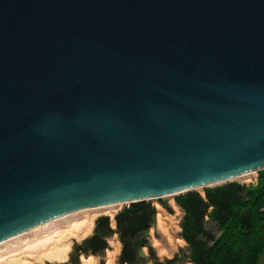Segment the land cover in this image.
Segmentation results:
<instances>
[{"label": "water", "instance_id": "water-1", "mask_svg": "<svg viewBox=\"0 0 264 264\" xmlns=\"http://www.w3.org/2000/svg\"><path fill=\"white\" fill-rule=\"evenodd\" d=\"M263 170L264 0H0V242Z\"/></svg>", "mask_w": 264, "mask_h": 264}, {"label": "trees", "instance_id": "trees-1", "mask_svg": "<svg viewBox=\"0 0 264 264\" xmlns=\"http://www.w3.org/2000/svg\"><path fill=\"white\" fill-rule=\"evenodd\" d=\"M181 240L186 244L179 261L190 264H257L264 252V170L255 184L230 183L178 196ZM169 211L168 208L162 206ZM157 212L152 203L129 204L114 217V231L107 217L94 222L93 234L75 246L77 255L99 256L113 234L120 244L118 264H177L179 256L159 261L149 246L147 233ZM147 250V256L142 254ZM68 264H76L75 258Z\"/></svg>", "mask_w": 264, "mask_h": 264}, {"label": "rangeland", "instance_id": "rangeland-1", "mask_svg": "<svg viewBox=\"0 0 264 264\" xmlns=\"http://www.w3.org/2000/svg\"><path fill=\"white\" fill-rule=\"evenodd\" d=\"M256 178L257 173H254L249 178L238 179L233 181V183L253 186ZM195 192L202 194L203 190H195ZM178 196L180 195L176 194L148 201L152 203L157 214L155 223L148 231L147 237L149 246L159 261L170 259L174 254H178L177 264H190L179 261L183 254H179V250H182L186 256V244L179 237L182 212L174 203L175 198ZM125 206L128 205L122 204L108 211L87 212L86 215L82 213L85 216L77 214L78 218L71 226L62 227L42 242H35L30 249H24L25 251H19L15 255L2 257L0 264H68L73 258H75L76 264H118L120 244L115 234L106 239L108 248L99 256L77 255L75 246L80 245L82 241L93 234L94 222L99 217H107L111 230L114 231L113 217ZM162 206L168 208L169 211L163 209ZM142 254L147 256V250L142 249ZM81 258L85 260L83 263H81ZM257 264H264V252L259 257Z\"/></svg>", "mask_w": 264, "mask_h": 264}, {"label": "bare ground", "instance_id": "bare-ground-1", "mask_svg": "<svg viewBox=\"0 0 264 264\" xmlns=\"http://www.w3.org/2000/svg\"><path fill=\"white\" fill-rule=\"evenodd\" d=\"M253 175H254V173L251 172V173L244 174V175L238 176L236 178H233V179L229 180L228 182H233V181L238 180V179L249 178L250 176H253ZM220 184H222V183H218L216 185H220ZM216 185H212V186H216ZM212 186H208V187H212ZM204 188H206V187H199V188H195L193 190L194 191L195 190H203ZM176 194H178V193H176ZM176 194L163 196V197H160L159 199L170 197V196H173ZM122 204L128 205L127 203H119V204H113V205H109V206H103V207H99V208H93V209L82 210V211L70 213V214H67L65 216L54 219L52 221H49L45 224H42L38 227H35L29 231H26L20 235L15 236L13 238L2 241V242H0V259L4 256H7V255H10V256L15 255L19 251H22L24 249L25 250L30 249V248H32V246H34L35 242H38V243L42 242V241L46 240L48 236H51L55 232L59 231L62 227L71 226V224L76 220V218H78L77 214L83 213L86 215L87 212H98V211H102V210L108 211V210H111L114 207L116 208L117 206H120ZM85 215H83V216H85ZM84 261L85 260L83 258H81V263H83Z\"/></svg>", "mask_w": 264, "mask_h": 264}]
</instances>
